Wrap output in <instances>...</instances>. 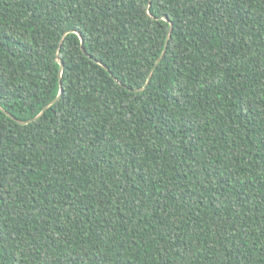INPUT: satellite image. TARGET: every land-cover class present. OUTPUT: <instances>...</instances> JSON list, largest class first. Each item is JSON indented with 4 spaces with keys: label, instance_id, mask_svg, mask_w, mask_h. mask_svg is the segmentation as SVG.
I'll return each instance as SVG.
<instances>
[{
    "label": "trees",
    "instance_id": "16d2710c",
    "mask_svg": "<svg viewBox=\"0 0 264 264\" xmlns=\"http://www.w3.org/2000/svg\"><path fill=\"white\" fill-rule=\"evenodd\" d=\"M0 264H264V0H0Z\"/></svg>",
    "mask_w": 264,
    "mask_h": 264
},
{
    "label": "water",
    "instance_id": "95a60500",
    "mask_svg": "<svg viewBox=\"0 0 264 264\" xmlns=\"http://www.w3.org/2000/svg\"><path fill=\"white\" fill-rule=\"evenodd\" d=\"M171 29H172V24H171ZM168 41H169V37H168V39H167V42H166V47H167V43H168ZM165 50H166V48H165ZM164 53H165V51L163 52V54H162V56L164 55ZM161 56V57H162ZM59 63H60V70H59V73H60V78H61V75H62V72H63V69H64V64H63V62L61 61V60H59ZM62 91H63V88H62V85H61V93H62ZM61 93H60V95H61ZM60 95L57 97V99L56 100H54L53 102H51L49 105H47L46 107H45V109L37 116V117H35L34 119H32L31 121H34L35 119H37V118H39L44 112H45V110L46 109H48L49 108V106H51L52 104H54L57 100H58V98L60 97ZM10 117H12L10 114H8ZM13 118V117H12ZM20 123H22V122H20Z\"/></svg>",
    "mask_w": 264,
    "mask_h": 264
}]
</instances>
